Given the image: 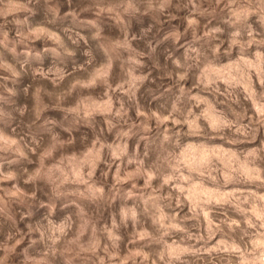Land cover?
I'll list each match as a JSON object with an SVG mask.
<instances>
[{
	"label": "clouds",
	"instance_id": "1",
	"mask_svg": "<svg viewBox=\"0 0 264 264\" xmlns=\"http://www.w3.org/2000/svg\"><path fill=\"white\" fill-rule=\"evenodd\" d=\"M261 189L264 0H0V264H264Z\"/></svg>",
	"mask_w": 264,
	"mask_h": 264
},
{
	"label": "rangeland",
	"instance_id": "2",
	"mask_svg": "<svg viewBox=\"0 0 264 264\" xmlns=\"http://www.w3.org/2000/svg\"><path fill=\"white\" fill-rule=\"evenodd\" d=\"M228 190H230V189H228ZM261 193H264V189H261V190H259Z\"/></svg>",
	"mask_w": 264,
	"mask_h": 264
}]
</instances>
